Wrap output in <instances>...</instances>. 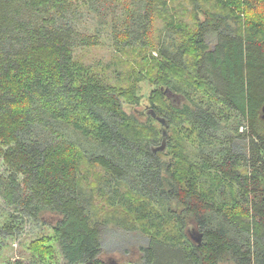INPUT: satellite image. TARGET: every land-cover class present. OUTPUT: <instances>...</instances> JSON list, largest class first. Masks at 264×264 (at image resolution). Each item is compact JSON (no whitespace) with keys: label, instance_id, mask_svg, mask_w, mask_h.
Listing matches in <instances>:
<instances>
[{"label":"trees","instance_id":"obj_1","mask_svg":"<svg viewBox=\"0 0 264 264\" xmlns=\"http://www.w3.org/2000/svg\"><path fill=\"white\" fill-rule=\"evenodd\" d=\"M175 1L0 0V252L49 228L5 264H105L107 225L139 264H264V0ZM92 10L104 66L75 59Z\"/></svg>","mask_w":264,"mask_h":264},{"label":"rangeland","instance_id":"obj_2","mask_svg":"<svg viewBox=\"0 0 264 264\" xmlns=\"http://www.w3.org/2000/svg\"><path fill=\"white\" fill-rule=\"evenodd\" d=\"M175 4L177 7L181 6V0H176ZM85 11V10H84ZM84 12L81 14V23L79 24L78 32L81 35H85L88 37L95 36L97 45L93 47H79L75 53V59L81 62L88 64L89 66H104L105 63H112L115 61V56L119 53V47L116 46V42L113 37L114 31H118L120 23L117 24L115 30H113L111 20L108 18L105 24L102 17H98V13L93 12ZM120 10L118 12V16L120 15ZM203 18V17H202ZM182 20L190 21V18H182ZM121 21V20H120ZM156 33L158 28L162 27V20L159 18L155 19ZM112 68L114 69V64H112ZM120 69V68H119ZM151 86L147 83L142 84V87L139 91L140 96H144V101L142 106L139 107V110H143V113L148 109V103L145 100V96H147L150 92ZM147 104V106H145ZM69 135L72 140L78 141V137L69 131ZM86 145V142H81ZM7 167L0 163V175H6ZM0 206L5 207L4 202L0 199ZM100 210L99 215L101 217H105L108 215L107 211ZM97 210H99L97 208ZM48 218V217H47ZM49 219V218H48ZM27 221V218H24L22 215L19 216L18 221ZM43 229V230H42ZM42 229H34L29 227V223H27L23 227V233L18 235L15 241L12 240L11 237L7 239L10 241V245L6 248H3L0 252V264H5L9 261L14 260H24L26 261L32 254L28 252L25 244L27 245L29 242L41 238L45 233H49L48 227H44ZM195 234L198 232L193 230ZM192 231V233H193ZM147 244V239L144 238L139 233H131L125 230H121L119 228H115L111 225L102 227V247L103 252L100 256V259L105 264H129L128 262L140 263V256H138L139 248L138 246H143ZM125 251H128L126 254ZM219 264H233L231 261L224 259Z\"/></svg>","mask_w":264,"mask_h":264},{"label":"water","instance_id":"obj_3","mask_svg":"<svg viewBox=\"0 0 264 264\" xmlns=\"http://www.w3.org/2000/svg\"><path fill=\"white\" fill-rule=\"evenodd\" d=\"M147 113H148V114H151L153 118L156 117L155 114H154L151 110H148ZM142 114H145V113L142 112ZM262 118L264 119V106H263V108H262ZM158 121H159L162 125H164V122H163V121H161L160 119H158ZM165 138H166V133L163 134V139H162L161 145L158 146V147H156V148H154V149H153V153L162 152V151L165 150V148H166V141H165ZM190 236H191V239H192L193 241H195V242L198 243V244H201V242H202V234H201V233H197V234H195L194 231H193V233L191 232V235H190Z\"/></svg>","mask_w":264,"mask_h":264},{"label":"flooded vegetation","instance_id":"obj_4","mask_svg":"<svg viewBox=\"0 0 264 264\" xmlns=\"http://www.w3.org/2000/svg\"><path fill=\"white\" fill-rule=\"evenodd\" d=\"M191 235V234H190Z\"/></svg>","mask_w":264,"mask_h":264}]
</instances>
